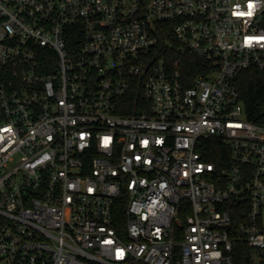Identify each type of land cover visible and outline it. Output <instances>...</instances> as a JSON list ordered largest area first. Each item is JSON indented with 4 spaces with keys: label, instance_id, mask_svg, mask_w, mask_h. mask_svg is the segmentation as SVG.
<instances>
[{
    "label": "built area",
    "instance_id": "1",
    "mask_svg": "<svg viewBox=\"0 0 264 264\" xmlns=\"http://www.w3.org/2000/svg\"><path fill=\"white\" fill-rule=\"evenodd\" d=\"M250 66L264 0H0V264H232L234 233L262 258Z\"/></svg>",
    "mask_w": 264,
    "mask_h": 264
},
{
    "label": "trees",
    "instance_id": "2",
    "mask_svg": "<svg viewBox=\"0 0 264 264\" xmlns=\"http://www.w3.org/2000/svg\"><path fill=\"white\" fill-rule=\"evenodd\" d=\"M165 56L177 60L181 58L182 65L185 69L194 71H201L205 58L193 54V53H181L179 50L168 47L164 50ZM239 97L243 102L247 116L252 119H258L264 114V69L257 66H250L248 68L240 70L235 78ZM130 99V106L127 109L121 110L125 112L138 111L142 106L141 88L138 84H134L130 92L126 96ZM147 102V101H146ZM215 142V140H214ZM216 145H212L210 148V155L208 159L216 160V156L220 150H216ZM125 208L124 195L119 197L115 202L116 214L123 219V212ZM234 217V216H233ZM235 234V241L232 249V264H264L263 257L255 261L253 258L254 249L249 246L243 239L239 238L237 233Z\"/></svg>",
    "mask_w": 264,
    "mask_h": 264
},
{
    "label": "rangeland",
    "instance_id": "3",
    "mask_svg": "<svg viewBox=\"0 0 264 264\" xmlns=\"http://www.w3.org/2000/svg\"><path fill=\"white\" fill-rule=\"evenodd\" d=\"M253 258L255 259V260H260V256H259V253H258V251L257 250H254L253 251Z\"/></svg>",
    "mask_w": 264,
    "mask_h": 264
},
{
    "label": "snow or ice",
    "instance_id": "4",
    "mask_svg": "<svg viewBox=\"0 0 264 264\" xmlns=\"http://www.w3.org/2000/svg\"><path fill=\"white\" fill-rule=\"evenodd\" d=\"M250 7H251V5H250ZM251 13H249V15H250Z\"/></svg>",
    "mask_w": 264,
    "mask_h": 264
}]
</instances>
